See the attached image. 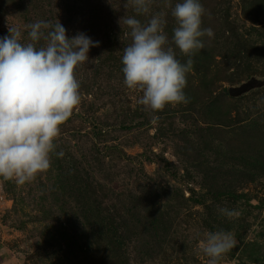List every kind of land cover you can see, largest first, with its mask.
<instances>
[{
	"label": "rangeland",
	"instance_id": "374dc122",
	"mask_svg": "<svg viewBox=\"0 0 264 264\" xmlns=\"http://www.w3.org/2000/svg\"><path fill=\"white\" fill-rule=\"evenodd\" d=\"M3 1L0 38L10 27L25 37L21 17ZM179 2L155 5L171 17L170 42ZM200 3L202 26L223 29L229 21L240 36L250 32L237 58L215 50L210 68L221 78L212 91L191 70L189 102L154 113L124 84L121 61L130 43H117L111 55L90 48L89 61L76 68L81 102L61 126L50 169L24 185L0 178V264H207L199 242L221 229L237 243L219 264H264V86L229 93L252 77L264 79V0ZM104 15L96 23L79 19L68 32L90 30L87 37L106 44L119 23L111 11ZM217 39L222 45L214 36L209 42ZM218 208L240 215L229 220Z\"/></svg>",
	"mask_w": 264,
	"mask_h": 264
},
{
	"label": "clouds",
	"instance_id": "9594fccd",
	"mask_svg": "<svg viewBox=\"0 0 264 264\" xmlns=\"http://www.w3.org/2000/svg\"><path fill=\"white\" fill-rule=\"evenodd\" d=\"M153 0H126L136 15L147 16ZM205 9L200 0L176 3L171 42L165 32V13L151 14L147 23L135 16H123L119 23L130 30L131 43L123 48L124 84L139 90L138 104L152 112L168 105L188 103L184 89L186 74L192 70L191 56L204 48L203 37H213L211 28H201ZM27 38L16 28L0 38V178L17 185L32 182L51 167V154L57 145L61 126L81 102L76 68L89 61V50L98 47L84 33L69 38L57 19L37 20L26 25ZM43 41V43H41ZM174 44L188 56L186 63L176 58ZM63 158V150L56 153ZM229 220L237 218L236 209L218 208ZM230 231L204 233L200 251L207 264L220 260L236 246Z\"/></svg>",
	"mask_w": 264,
	"mask_h": 264
},
{
	"label": "trees",
	"instance_id": "16d2710c",
	"mask_svg": "<svg viewBox=\"0 0 264 264\" xmlns=\"http://www.w3.org/2000/svg\"><path fill=\"white\" fill-rule=\"evenodd\" d=\"M157 1L153 0L151 11L147 16L136 15L131 6H128L126 8V0H4L3 3L12 6L16 13L21 17V21L25 26V30L23 32L25 34L24 42H27L26 25L37 20L52 21L53 23H55L58 19L60 23L65 27L66 34L69 38L76 35L75 31L72 34L68 32L70 27H73L80 22H99L105 19L104 14L107 10L111 11V14L114 18L117 19L118 23L123 16H135V18L139 19L142 23H147V20L150 18L151 14L162 12L159 10L160 8L155 6ZM77 10L78 12L75 14ZM170 18V15H168V17L165 16V19L167 21L165 31H168V22ZM79 19H81L80 22L78 21ZM202 24L201 27H204L202 26ZM118 26L119 28L116 31L114 30L110 33V37L108 36L109 38L106 44H101L94 49L97 50L98 48H101L99 56H102L106 52L110 53V55L115 54V49L119 43H122L121 41H128V43H131V37L129 35L130 30L128 29V27L120 23L118 24ZM73 28L76 30V27ZM250 28L251 30L249 31H253V33H256V35H260L259 30L252 27ZM212 30L214 33L213 36L218 37L222 45H218V39L216 41H213V44H211L209 42L210 38L205 36L202 38L205 45L204 48L197 50L191 56L194 61L192 70L197 75H199L200 82L208 93L212 91V87L215 82H217L221 78L220 73L216 72V69L213 70L212 68H210L211 62H217L215 61L216 59L214 56L215 50H218L219 46L223 50V57L227 59H235L237 58L235 54L238 52V50L243 49V47L245 46V42H248V39H246V35H248V33L250 35V32H246L245 34H243L244 36H240V34H238L240 32H235L234 25L231 22L229 23V21L228 23H226V26L223 29H219L217 26H214ZM84 34L88 36L89 34H92V31L88 30L84 32ZM41 43H43V41H41ZM102 48H104L105 50H102ZM254 49H256V47H254ZM111 59L114 58L112 57ZM104 65L105 63L101 62L100 65L97 66V69H102ZM134 128L135 125L133 127L130 125L127 130H132ZM111 149H114V147H111ZM60 185L62 189L69 186L68 182L66 181L61 182ZM112 258H114V256Z\"/></svg>",
	"mask_w": 264,
	"mask_h": 264
},
{
	"label": "water",
	"instance_id": "95a60500",
	"mask_svg": "<svg viewBox=\"0 0 264 264\" xmlns=\"http://www.w3.org/2000/svg\"><path fill=\"white\" fill-rule=\"evenodd\" d=\"M264 86V79H257L255 77L250 78L248 81L242 83L239 86L231 87L229 93L233 97H239L244 93H247L251 89Z\"/></svg>",
	"mask_w": 264,
	"mask_h": 264
}]
</instances>
